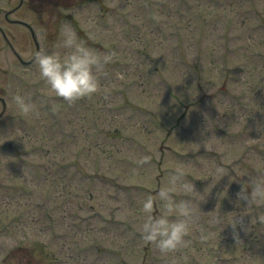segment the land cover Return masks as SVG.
Here are the masks:
<instances>
[{
	"label": "rangeland",
	"instance_id": "rangeland-1",
	"mask_svg": "<svg viewBox=\"0 0 264 264\" xmlns=\"http://www.w3.org/2000/svg\"><path fill=\"white\" fill-rule=\"evenodd\" d=\"M58 1L0 0V264H173L144 242L140 202L198 155L226 174L179 264H264V207L247 201L264 179V0ZM65 24L114 53L101 91L73 103L33 62Z\"/></svg>",
	"mask_w": 264,
	"mask_h": 264
},
{
	"label": "clouds",
	"instance_id": "clouds-1",
	"mask_svg": "<svg viewBox=\"0 0 264 264\" xmlns=\"http://www.w3.org/2000/svg\"><path fill=\"white\" fill-rule=\"evenodd\" d=\"M91 35V31H90ZM114 53L101 52L80 39L77 31L65 24L60 40L53 49H41L34 53L38 77L56 96L69 103L90 97L101 91V77L113 62ZM14 102L22 114L38 115V106L30 96L17 93ZM209 138L191 142L186 152H199L201 145L210 151ZM181 161L168 169L154 192H149L140 202L139 230L145 243L153 244L161 255L173 254V264H179L175 255L185 249L189 237L198 223L201 202L207 193L226 173L212 161ZM212 177L203 190L196 189L194 179ZM247 201L254 207H264V179L253 184ZM201 238L206 239L203 231Z\"/></svg>",
	"mask_w": 264,
	"mask_h": 264
}]
</instances>
